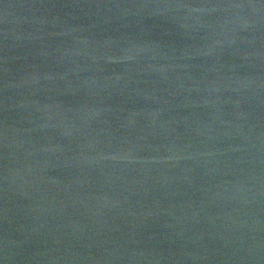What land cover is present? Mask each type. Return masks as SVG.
<instances>
[{"label": "water", "instance_id": "water-1", "mask_svg": "<svg viewBox=\"0 0 264 264\" xmlns=\"http://www.w3.org/2000/svg\"><path fill=\"white\" fill-rule=\"evenodd\" d=\"M0 264H264V0H0Z\"/></svg>", "mask_w": 264, "mask_h": 264}]
</instances>
